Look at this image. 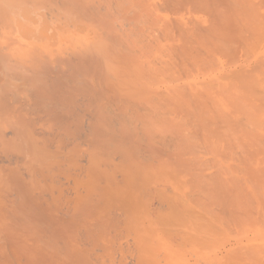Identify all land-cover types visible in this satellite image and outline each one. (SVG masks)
Returning <instances> with one entry per match:
<instances>
[{"label":"bare ground","instance_id":"1","mask_svg":"<svg viewBox=\"0 0 264 264\" xmlns=\"http://www.w3.org/2000/svg\"><path fill=\"white\" fill-rule=\"evenodd\" d=\"M0 264H264V0H0Z\"/></svg>","mask_w":264,"mask_h":264},{"label":"rangeland","instance_id":"2","mask_svg":"<svg viewBox=\"0 0 264 264\" xmlns=\"http://www.w3.org/2000/svg\"><path fill=\"white\" fill-rule=\"evenodd\" d=\"M18 3H19V2H17L16 4H18ZM45 6H46V5H45ZM44 9L46 10L45 7L43 8V10H44ZM40 10L43 11L42 9H40ZM35 25H36V24H35ZM35 25H34L33 27H35ZM16 33H17V32H16ZM16 33H15V34H16ZM63 35H65V34H63ZM29 40H30V39H29ZM29 40H27V44H29V43H28ZM30 41H31V40H30ZM30 41H29V42H30ZM35 41H36V40H35ZM35 41H33V39H32L31 42L33 43V42H35ZM31 42H30V43H31ZM38 42H40V41L38 40ZM38 42H35V43H38ZM35 43H34V44H35ZM40 43H41V45H42V40H41ZM40 43H38L37 46H38ZM43 43H44V42H43ZM31 45H32V44H31ZM35 45H36V44H35ZM41 45H40V47H41ZM38 47H39V46H38Z\"/></svg>","mask_w":264,"mask_h":264}]
</instances>
